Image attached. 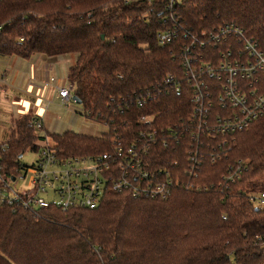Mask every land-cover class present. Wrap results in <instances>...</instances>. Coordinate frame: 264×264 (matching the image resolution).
<instances>
[{
    "label": "trees",
    "instance_id": "trees-1",
    "mask_svg": "<svg viewBox=\"0 0 264 264\" xmlns=\"http://www.w3.org/2000/svg\"><path fill=\"white\" fill-rule=\"evenodd\" d=\"M168 3L1 0L0 54L76 55L72 93L87 119L109 128L101 137L52 135L58 155L109 152L114 139L136 136L142 115L155 116L157 124L189 116L191 99L163 85L182 69L178 45L161 46L157 38L173 25L165 20ZM175 13L196 35L235 23L264 43V0H184ZM152 90L161 95L148 101L151 111L139 108L137 101ZM38 122L32 113L14 120L7 149L0 144L5 178L23 169L25 153L43 148ZM229 141L228 158L219 164L207 158L195 180L207 189H175L165 200L109 191L95 210L0 204V264H262L264 207L250 195L264 194V117ZM239 161L246 167L240 177L220 188L222 176Z\"/></svg>",
    "mask_w": 264,
    "mask_h": 264
},
{
    "label": "built area",
    "instance_id": "built-area-1",
    "mask_svg": "<svg viewBox=\"0 0 264 264\" xmlns=\"http://www.w3.org/2000/svg\"><path fill=\"white\" fill-rule=\"evenodd\" d=\"M183 2L169 0L165 20L173 25L157 38L161 46L178 45L182 69L169 74L163 85L165 91L191 99L189 116L157 124L155 116L142 115L136 136L114 139L111 150L102 155L64 158L43 147L36 162L23 166L12 179L2 175L0 163V204L28 210L50 206L95 210L109 191L165 200L175 189L208 188L195 182L205 160L219 164L227 159L232 150L229 138L264 117V43L235 23L194 34L176 16ZM55 81L51 78L47 85ZM56 92L62 106L73 101L69 81L56 86ZM158 95L161 90L149 91L137 106L151 111L148 101ZM37 128L44 124L39 121ZM8 140L1 143L3 150ZM244 168L243 161L230 165L219 187L233 183ZM17 182L26 184L20 192L11 186ZM250 200L264 203V194H251Z\"/></svg>",
    "mask_w": 264,
    "mask_h": 264
},
{
    "label": "crops",
    "instance_id": "crops-1",
    "mask_svg": "<svg viewBox=\"0 0 264 264\" xmlns=\"http://www.w3.org/2000/svg\"><path fill=\"white\" fill-rule=\"evenodd\" d=\"M75 62L71 55L22 58L0 54V144L9 139L14 120L28 113L38 117L44 128L52 127L55 112L50 107L57 99L56 86L68 84ZM51 78L56 81L47 85Z\"/></svg>",
    "mask_w": 264,
    "mask_h": 264
},
{
    "label": "rangeland",
    "instance_id": "rangeland-1",
    "mask_svg": "<svg viewBox=\"0 0 264 264\" xmlns=\"http://www.w3.org/2000/svg\"><path fill=\"white\" fill-rule=\"evenodd\" d=\"M71 56L76 57V55ZM52 102L53 104L50 109L55 112L53 113L54 122L52 127L49 129H37L38 136L44 138L39 142L40 146H49L54 148L56 144L52 139V135L62 134L67 131L91 137H101L108 132L109 128L103 123L96 122L85 117L84 106L82 104H77L74 101H71L67 106H62L57 102L56 98L52 100ZM9 128L11 127L9 126ZM37 158V153L29 151L21 157L20 162L23 166H31L36 162ZM11 186L20 192L21 189L26 187V184L24 185L23 182H17L11 183ZM256 204L264 207V203L257 202Z\"/></svg>",
    "mask_w": 264,
    "mask_h": 264
},
{
    "label": "water",
    "instance_id": "water-1",
    "mask_svg": "<svg viewBox=\"0 0 264 264\" xmlns=\"http://www.w3.org/2000/svg\"><path fill=\"white\" fill-rule=\"evenodd\" d=\"M102 39L104 40L105 37L102 36ZM72 100H73L75 103H77V104H81V103H82L81 100H79L78 97H77L76 95H73V96H72Z\"/></svg>",
    "mask_w": 264,
    "mask_h": 264
}]
</instances>
